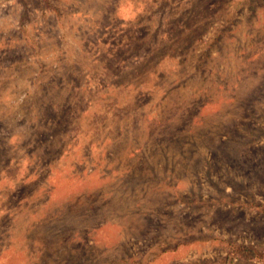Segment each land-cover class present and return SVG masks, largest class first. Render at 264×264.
Here are the masks:
<instances>
[{"label": "rangeland", "instance_id": "374dc122", "mask_svg": "<svg viewBox=\"0 0 264 264\" xmlns=\"http://www.w3.org/2000/svg\"><path fill=\"white\" fill-rule=\"evenodd\" d=\"M0 264H264V0H0Z\"/></svg>", "mask_w": 264, "mask_h": 264}, {"label": "trees", "instance_id": "16d2710c", "mask_svg": "<svg viewBox=\"0 0 264 264\" xmlns=\"http://www.w3.org/2000/svg\"><path fill=\"white\" fill-rule=\"evenodd\" d=\"M227 258H231V259L239 258L243 260H252V259L258 258V254L249 247L229 244Z\"/></svg>", "mask_w": 264, "mask_h": 264}]
</instances>
